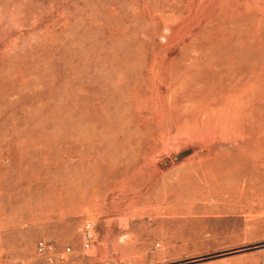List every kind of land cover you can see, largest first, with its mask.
<instances>
[{
  "label": "rangeland",
  "instance_id": "1",
  "mask_svg": "<svg viewBox=\"0 0 264 264\" xmlns=\"http://www.w3.org/2000/svg\"><path fill=\"white\" fill-rule=\"evenodd\" d=\"M0 264H264V0H0Z\"/></svg>",
  "mask_w": 264,
  "mask_h": 264
},
{
  "label": "bare ground",
  "instance_id": "2",
  "mask_svg": "<svg viewBox=\"0 0 264 264\" xmlns=\"http://www.w3.org/2000/svg\"><path fill=\"white\" fill-rule=\"evenodd\" d=\"M237 165V164H236Z\"/></svg>",
  "mask_w": 264,
  "mask_h": 264
}]
</instances>
